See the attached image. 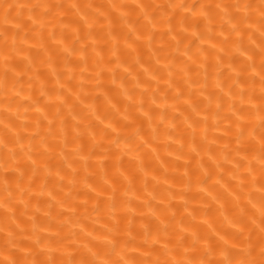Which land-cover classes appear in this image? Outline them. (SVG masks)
Returning a JSON list of instances; mask_svg holds the SVG:
<instances>
[{
    "label": "clouds",
    "instance_id": "obj_1",
    "mask_svg": "<svg viewBox=\"0 0 264 264\" xmlns=\"http://www.w3.org/2000/svg\"><path fill=\"white\" fill-rule=\"evenodd\" d=\"M0 264H264V0H0Z\"/></svg>",
    "mask_w": 264,
    "mask_h": 264
},
{
    "label": "bare ground",
    "instance_id": "obj_2",
    "mask_svg": "<svg viewBox=\"0 0 264 264\" xmlns=\"http://www.w3.org/2000/svg\"><path fill=\"white\" fill-rule=\"evenodd\" d=\"M181 171H183V169H181ZM176 187H177V190H179V187H180V186H179V185H177ZM197 203H198V202H197Z\"/></svg>",
    "mask_w": 264,
    "mask_h": 264
}]
</instances>
